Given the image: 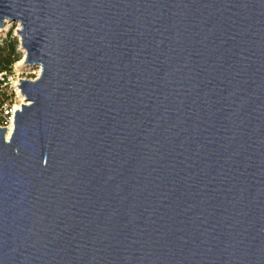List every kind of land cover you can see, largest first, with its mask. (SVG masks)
Segmentation results:
<instances>
[{
  "label": "water",
  "instance_id": "95a60500",
  "mask_svg": "<svg viewBox=\"0 0 264 264\" xmlns=\"http://www.w3.org/2000/svg\"><path fill=\"white\" fill-rule=\"evenodd\" d=\"M24 97L0 125V264H264V0H0Z\"/></svg>",
  "mask_w": 264,
  "mask_h": 264
},
{
  "label": "rangeland",
  "instance_id": "374dc122",
  "mask_svg": "<svg viewBox=\"0 0 264 264\" xmlns=\"http://www.w3.org/2000/svg\"><path fill=\"white\" fill-rule=\"evenodd\" d=\"M20 27L19 22L9 21L8 27L0 26V46H4L6 41L13 43L15 47V57L17 59L9 65V69L0 71V98L13 109L14 105L20 103V98L16 92V86L20 78L34 79L38 76V66L27 64H17L23 56V50L20 46V36L17 29ZM4 54H2L3 57ZM9 124V123H8ZM0 121V125L8 126Z\"/></svg>",
  "mask_w": 264,
  "mask_h": 264
},
{
  "label": "trees",
  "instance_id": "16d2710c",
  "mask_svg": "<svg viewBox=\"0 0 264 264\" xmlns=\"http://www.w3.org/2000/svg\"><path fill=\"white\" fill-rule=\"evenodd\" d=\"M2 54L3 57H2ZM13 43L6 41L4 46H0V71L9 69V65L17 59ZM3 99L0 98V103Z\"/></svg>",
  "mask_w": 264,
  "mask_h": 264
},
{
  "label": "bare ground",
  "instance_id": "6f19581e",
  "mask_svg": "<svg viewBox=\"0 0 264 264\" xmlns=\"http://www.w3.org/2000/svg\"><path fill=\"white\" fill-rule=\"evenodd\" d=\"M8 24H9V20H5L4 28H7V27H8ZM18 27H19V26H18ZM22 50H23V49H22ZM24 56H25V51L23 50V56H22V58L18 61L17 64H22V65H24V66L26 65V63H25V61H24ZM39 72H40V69L38 68L37 73H39ZM18 82H19V81H18ZM18 82H17V83H18ZM16 92H17V95H18L19 98H20V103H17V104L14 105V107H13V111H14L15 109L20 108L21 103L24 101V97H23V95L21 94L20 89H19L18 86H16ZM13 115H14V114L11 115V117H10V122H9V124H8V131H7V134H6L7 137L9 136V134H10V132H11V130H12V127H13Z\"/></svg>",
  "mask_w": 264,
  "mask_h": 264
},
{
  "label": "built area",
  "instance_id": "2783aa9c",
  "mask_svg": "<svg viewBox=\"0 0 264 264\" xmlns=\"http://www.w3.org/2000/svg\"><path fill=\"white\" fill-rule=\"evenodd\" d=\"M13 113L14 111L13 109H11L8 103H0V121H2L4 124H8L10 122V117Z\"/></svg>",
  "mask_w": 264,
  "mask_h": 264
}]
</instances>
